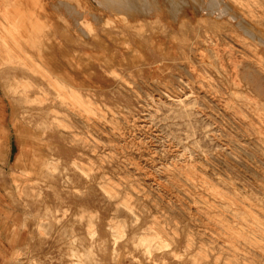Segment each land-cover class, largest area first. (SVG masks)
Here are the masks:
<instances>
[{
  "label": "rangeland",
  "instance_id": "rangeland-1",
  "mask_svg": "<svg viewBox=\"0 0 264 264\" xmlns=\"http://www.w3.org/2000/svg\"><path fill=\"white\" fill-rule=\"evenodd\" d=\"M99 3L0 0V264H264V0Z\"/></svg>",
  "mask_w": 264,
  "mask_h": 264
},
{
  "label": "bare ground",
  "instance_id": "bare-ground-1",
  "mask_svg": "<svg viewBox=\"0 0 264 264\" xmlns=\"http://www.w3.org/2000/svg\"><path fill=\"white\" fill-rule=\"evenodd\" d=\"M56 1V0H55ZM126 1V0H125ZM128 1V0H127ZM134 1V0H133ZM199 0H197V2H198ZM212 1V0H211ZM50 2V1H49ZM163 2V1H162ZM168 2V1H167ZM98 3H99V0H98ZM127 3V2H126ZM55 4V3H54ZM100 4V3H99ZM102 4V3H101ZM120 4V3H119ZM158 4V3H157ZM174 4V3H173ZM191 4H193V3H191ZM195 4H196V2H195ZM71 5V4H70ZM122 5V4H121ZM144 5V4H143ZM183 5V4H182ZM190 5V4H189ZM227 5V4H226ZM56 6H58V5H56ZM107 6V5H106ZM127 5H125V6H123V7H126ZM136 5H134V7H135ZM183 6H185V5H183ZM55 7V6H54ZM111 7V6H110ZM118 7V6H117ZM119 7H120V5H119ZM130 7V6H129ZM128 7V8H129ZM149 7V6H148ZM162 7V6H161ZM189 7H191V6H189ZM133 8V7H132ZM159 8V7H158ZM225 8V7H224ZM236 8V7H235ZM125 9V8H124ZM136 9V8H135ZM165 9V8H164ZM227 9V8H226ZM53 10H54V8H53ZM64 10H65V7H64ZM131 10V9H130ZM150 10V9H149ZM202 10V9H201ZM58 11V10H57ZM68 11V10H67ZM122 11V10H121ZM195 11V10H194ZM212 11V10H211ZM226 12H227V10H226ZM120 13V12H119ZM144 13V12H143ZM175 13V12H174ZM240 13V12H239ZM141 14V13H140ZM196 14V13H195ZM117 15V14H116ZM134 15V14H133ZM239 15V14H238ZM174 16V15H173ZM172 16V17H173ZM178 16V15H177ZM220 16H221V14H220ZM246 16V15H245ZM218 17V16H217ZM239 17V16H238ZM73 18V17H72ZM178 18V17H177ZM122 19V18H121ZM174 19H175V17H174ZM242 19V18H241ZM249 20V19H248ZM103 21V20H102ZM59 23H61V22H59ZM101 23V22H100ZM243 23V22H242ZM245 23H246V21H245ZM238 25V24H237ZM250 25H251V23H250ZM254 25V24H253ZM245 29V28H244ZM83 30V29H82ZM252 30V29H251ZM244 31V30H243ZM250 31V30H249ZM80 32V31H79ZM247 32V31H246ZM250 32H253V31H250ZM249 32V33H250ZM87 33V32H86ZM250 36H251V34H250ZM264 37V36H263ZM239 64V63H238ZM58 80V79H57ZM54 86V85H53ZM48 109V108H47ZM70 109V108H69ZM49 111V110H48ZM44 113V112H43ZM47 114V113H46ZM45 117H46V115H45ZM101 117V116H100ZM104 121V120H103ZM36 128V127H35ZM62 134V133H61ZM59 136H61V135H59ZM62 139V138H61ZM70 139V138H69ZM55 141V140H54ZM49 144V143H48ZM54 144V143H53ZM51 145V144H50ZM49 145H47V147H48ZM46 147V148H47ZM51 147V146H50ZM49 147V148H50ZM52 150H53V148H52ZM50 153H51V151H50ZM49 154V153H48ZM50 156V155H49ZM43 157H44V154L43 153H40V154H38V153H35L34 154V156H33V159H32V161H31V164H30V166H29V168H28V170H30V171H37V170H39V168L40 167H42L44 164H45V161H44V159H43ZM50 157H52V156H50ZM49 157V158H50ZM47 160V159H46ZM49 161V160H48ZM29 164V163H28ZM27 165V164H26ZM28 166V165H27ZM46 166V165H45ZM47 167V166H46ZM21 170V169H20ZM25 170V169H24ZM46 170V169H45ZM192 170V169H191ZM21 171H23V169L21 170ZM23 172H25V171H23ZM44 172V171H43ZM25 178V177H24ZM35 180V179H34ZM40 180V179H39ZM30 181V180H29ZM32 185V184H31ZM35 185V184H34ZM164 239V238H163Z\"/></svg>",
  "mask_w": 264,
  "mask_h": 264
}]
</instances>
